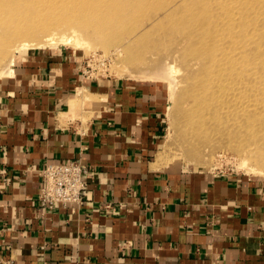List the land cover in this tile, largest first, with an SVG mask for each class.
Wrapping results in <instances>:
<instances>
[{
    "label": "crops",
    "instance_id": "1",
    "mask_svg": "<svg viewBox=\"0 0 264 264\" xmlns=\"http://www.w3.org/2000/svg\"><path fill=\"white\" fill-rule=\"evenodd\" d=\"M13 67L0 76V257L264 264V181L166 164L156 87L86 79L79 60L58 50ZM73 158L90 168V197L44 211L42 167Z\"/></svg>",
    "mask_w": 264,
    "mask_h": 264
},
{
    "label": "rangeland",
    "instance_id": "2",
    "mask_svg": "<svg viewBox=\"0 0 264 264\" xmlns=\"http://www.w3.org/2000/svg\"><path fill=\"white\" fill-rule=\"evenodd\" d=\"M176 1L178 0H146L145 9L149 17H145V13L142 14V9L134 12L132 15L134 17L138 12L145 17L141 24L150 26L147 31L148 40L146 37L142 38L143 41L137 37L130 41L125 40L129 36L123 35L122 31L129 34V28L118 31L114 29L111 36L102 38L98 33H94L95 29L92 26H82L77 32L78 41H68V38H71L68 37L71 30L61 26L57 29L58 34L63 33L67 37H57L58 39L52 43L44 45L34 44V47L27 50L14 49L13 53L9 51L7 58L0 57V76H6L2 74L9 70L12 58L16 63L35 51L49 49L67 53L79 60L85 78L120 77L145 87H156L163 95L165 102L163 115L165 129L161 152H164L162 160L166 164H175L187 170L234 172L264 181V45L262 43L264 41L262 29L264 28V14H262L264 0L253 3L255 6L259 4V7L256 6L259 12L263 11L257 19L249 12L246 18V14L240 12H237L238 16L234 15L236 7L233 8V1L228 15L220 8V4H217L219 0L191 1L193 6H198L197 13H202V16L195 17L196 28L210 19L211 34L208 39L213 40V44L217 45L215 48H218L217 50L212 45L209 55L205 53V57L209 56L207 59L211 56L213 59V53L217 50L214 58H219V63L207 73L204 72L206 66L196 59L197 57H193L194 49L187 47L189 44L187 36L194 32L191 31L189 24L178 25L186 14L183 11L173 10ZM225 1L229 3L231 0ZM249 1L250 4L252 1ZM117 2L113 0L114 7ZM160 2H163V7L167 8L158 7ZM202 3L206 6L202 7ZM167 9L176 12L172 15L174 16L172 20L169 15H166ZM202 9L211 11L205 14ZM159 16L160 19L162 17L161 20ZM157 17L159 21L156 22ZM229 18H233L231 21L238 22L234 23L235 28L233 25V28H226L227 23H230ZM243 18L247 20L245 23L242 22ZM248 18L253 22H248ZM152 19H154V25ZM95 22L102 24L98 20ZM162 23L164 30L160 28ZM246 24L247 27H245ZM193 27L195 28V24ZM254 27L258 29L256 35L255 29H252ZM226 35L230 37H225ZM31 38L32 36L29 37ZM123 40H125V47L121 46ZM3 45V43L0 44V49L3 48L4 52L5 46L1 48ZM129 49L141 50V53H134L137 56L134 58L135 63L125 59L124 52ZM220 52H225L227 56L220 57ZM187 56L188 59H184ZM213 77H215L214 80ZM190 121H208L207 128L199 135L201 137L198 136L192 141L187 133L190 128L187 125L191 124ZM217 121L226 122L220 124ZM216 127L220 132L216 133L213 130ZM224 128H228L229 132L224 133ZM244 158H247L248 163L256 168L249 169L242 164Z\"/></svg>",
    "mask_w": 264,
    "mask_h": 264
},
{
    "label": "bare ground",
    "instance_id": "3",
    "mask_svg": "<svg viewBox=\"0 0 264 264\" xmlns=\"http://www.w3.org/2000/svg\"><path fill=\"white\" fill-rule=\"evenodd\" d=\"M116 1H118V2L114 7V5L112 3L113 0H0V44L1 43L4 44L3 46H1V48L5 46V48H4L5 53L3 52V48H2V50L0 49V57H2V59L7 58L9 51L12 52V50L14 51V49L27 50L30 47H34V44L44 45V44L52 43L53 41L58 39L57 37H64L65 34H63V33H62V35L58 34L59 31L57 29H59L58 27H61V26L64 27L65 29L71 30V32H69V35H68V37H71V38L70 39L68 38V41H70V40L78 41L77 40V36H78L77 32L80 31L79 29H81L82 26L83 27L92 26V28L95 29L94 33L95 34L98 33L99 37H102V38H104V37L108 38L109 36H111L114 29L118 31L119 29H122V28H124V29L129 28V34H126L125 32L122 31L123 35L129 36V38L127 37L125 40L130 41L134 38L136 39V37L141 38L140 40H142V38L144 39V37H146L148 40V37H147L148 32L147 31L149 30L150 26L147 27L145 25V23L144 24L140 23L145 17L148 16L146 14L148 11L146 12V9H145L146 5H147L146 0H116ZM191 1L192 0H183V1L181 0V2H179V0H178V1L174 2V7H173L174 9L173 10H175V11L177 10V12L183 11L184 14H186L184 19H182V22H184V23L181 22L182 24L178 23V25L183 26L184 24H189V26L192 28L191 31L194 32V33H191V35L189 34L187 36L189 39V41H188L189 44L187 45V47H188V49H194V55L195 56H193V57H195V58L197 57L196 59L201 61V63L206 66L204 69V72L205 73L211 72L212 69H214V66H216V64L219 63L218 62L219 58L218 59H216L217 57L214 58V54H216V51L218 50L217 47L215 48L216 44H213V42H212L213 40L209 41V39H208V38H210V34H211L209 32L210 31V27H209L210 26V24H209L210 19H208L206 22H204V24L198 25V27L196 28L195 17H197L198 15L202 16L201 15L202 13L201 12L197 13L196 9H199V8H197L198 6L197 7L193 6V2H191ZM251 1H252L251 2L252 5H251V3L249 4V2H250L249 0H231V1H229V3H226L225 0H219V3H217V4H220V8L223 9V11L225 10L224 12L226 15H228V12L231 10L230 4L234 3L233 8L236 7L234 15H237V12H240L244 15L246 14L245 15V18H246L247 13L249 12L250 14H253V16L256 17V19H257L258 15H260V13H262L264 11V9H263V11L259 12V8L256 7L259 4L258 5L256 4V6L253 5V3L255 4L254 1L257 2L258 0H251ZM168 4H170V3H168ZM226 5H228V6L226 7ZM163 6H164L163 2H160L158 5V7H160V8ZM204 6H206V5L204 3H202V7H204ZM262 6H264V4H262ZM262 6L260 7V9L262 8ZM199 7H201V6H199ZM164 8H167V7L165 6V7H163V9ZM137 9H142V14L145 13L146 16L143 17V15H139L140 14L139 12L136 13L139 16H137L136 14H135V17L132 16V15H134V12ZM168 9H169V7H168ZM168 9H167L166 15H169L170 19L172 20L174 18V16H172V15L174 14L175 11L172 12V11H169ZM137 11H139V10H137ZM210 11L211 10L207 11L205 9H202V12H205V14H207ZM218 12H220V11H218ZM232 12H233V10H232ZM175 14H176V12H175ZM262 14H264V12ZM234 15H232V16H234ZM210 17L212 18V15ZM218 17L219 16H217V18ZM227 17H229V16H227ZM159 19H160V16H159ZM159 19L157 17V19L155 21L157 22V21H159ZM161 19H162V17H161ZM199 19H201V18H199ZM232 19L231 18L228 19L230 23H227L228 24L226 26L227 29H229V27L233 28L234 23H238V22L231 21ZM96 20H98L102 24L96 23L95 22ZM152 20H153L152 24L154 25V19H152ZM178 20H181V18H178ZM225 20H226V18H225ZM243 20L244 21L241 20L243 23H245V21H247L244 18H243ZM248 22H253V21H250V19H249ZM138 23H140V24H138ZM193 24H195V28L193 27ZM261 25H262V23H261ZM161 26H160V28L163 29L164 24L162 23ZM247 26L248 25L246 24L245 27H247ZM220 27H221V25H220ZM234 28H235V26H234ZM252 29H255L254 34L256 35L258 32V29L256 27H254ZM262 29L264 31V28H262ZM160 32H162V31L160 30ZM40 34H41V36H39ZM21 36H23V37H21ZM30 36H32L31 39H29ZM227 36L230 37L229 35H226L225 37H227ZM40 37H42V38H40ZM65 37H67V36H65ZM125 40L122 41L121 46H124ZM262 43L264 45V41ZM137 44H138V42H137ZM212 45H214V48L217 50L213 53V59H212V56L209 59H207L209 56L205 57V53L207 52L206 54H208L209 52H211L210 48ZM140 51L141 50H139V49H129V50L125 51L124 52V54L126 56L125 59L131 60L132 62H130V63H135L136 61L134 58H137V56L134 53H137V52L141 53ZM191 52H193V50H191ZM174 54H176V53H174ZM183 55H185V53H183ZM190 55H192V54H190ZM219 56L223 58V57H226L227 54L225 52H222V53L220 52ZM132 59H134V60H132ZM184 59H188V56H187V58L184 57ZM10 62L11 63L9 65V70L6 71L5 74H2V75H8L10 72L13 71V69H14L13 66L15 64L14 58H12ZM183 62H186V61H183ZM234 68H235V65H234ZM210 79H211V77H210ZM214 79H215V77H213V80ZM206 80H207V78H206ZM216 80H218V79H216ZM218 90L220 91V89H218ZM217 122H219L220 124H223L226 121H217ZM189 123H191V124L187 125L190 127V128L187 127L189 129L187 131V133L190 136H188V135L187 136H188V138L191 139V141L194 140V138L196 139L200 135V133L205 131V129L207 128V125H208V121H190ZM189 123H187V124H189ZM213 130H215L216 133H218L217 131L220 132V130L217 127L213 128ZM228 130H229L228 128H224V133H226ZM199 137H201V136H199ZM184 138L188 141V138H186L185 135H184ZM257 147H259V146H257ZM160 156L164 157L163 151L160 152ZM248 161L249 160L247 158H244L241 163L248 166L249 169L254 170L256 167L254 165L248 163Z\"/></svg>",
    "mask_w": 264,
    "mask_h": 264
},
{
    "label": "built area",
    "instance_id": "4",
    "mask_svg": "<svg viewBox=\"0 0 264 264\" xmlns=\"http://www.w3.org/2000/svg\"><path fill=\"white\" fill-rule=\"evenodd\" d=\"M92 174L80 158L46 163L41 169V187L38 202L44 211L60 205L83 203L90 193ZM105 207L109 208L107 203ZM0 264H13L12 258L0 257Z\"/></svg>",
    "mask_w": 264,
    "mask_h": 264
}]
</instances>
